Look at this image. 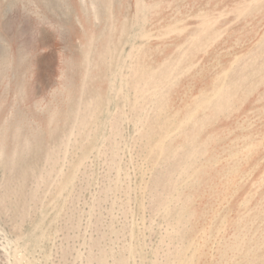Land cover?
Listing matches in <instances>:
<instances>
[{
	"label": "rangeland",
	"instance_id": "rangeland-1",
	"mask_svg": "<svg viewBox=\"0 0 264 264\" xmlns=\"http://www.w3.org/2000/svg\"><path fill=\"white\" fill-rule=\"evenodd\" d=\"M0 264H264V0H0Z\"/></svg>",
	"mask_w": 264,
	"mask_h": 264
}]
</instances>
